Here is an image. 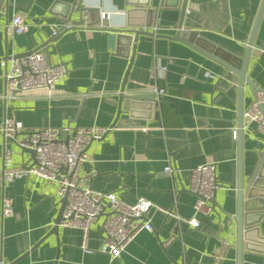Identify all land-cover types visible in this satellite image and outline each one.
Returning <instances> with one entry per match:
<instances>
[{
	"label": "crops",
	"instance_id": "crops-1",
	"mask_svg": "<svg viewBox=\"0 0 264 264\" xmlns=\"http://www.w3.org/2000/svg\"><path fill=\"white\" fill-rule=\"evenodd\" d=\"M181 2L0 0V60L35 50L39 36H50L57 24L82 22L83 10H91L88 23L100 17L112 26L161 35H173L182 21L181 30L196 32L203 48L242 57L261 0H187L183 15ZM14 14H21L29 28L8 36L5 26ZM103 27L100 22L71 28L51 44L47 59L66 68L51 95L35 89L5 98V68L0 64V125L5 118H14L25 128L16 141L6 142L9 165L4 164L0 135V251L5 264H236L237 154L232 139V129H237L236 74L183 42L139 35L125 92L153 94L157 88L164 94L151 109L144 102L123 110L116 126L108 130L118 110L129 46L117 52L109 49ZM254 45H264V11ZM162 66L166 70L158 78L156 70ZM248 74L257 88H264L263 50L252 49ZM255 93L244 85L243 109ZM91 126L106 132L87 145V159L78 171L80 184L96 192H113L127 204L139 198L152 204L148 218L153 229L136 234L116 258L100 251L104 215L90 226L85 251L78 228L59 225L56 235L49 234L60 208L55 183L32 174L3 182V171L32 164L30 154L17 145L28 130ZM263 149L264 136L255 125L243 128L244 179L251 176ZM207 162L216 166L215 199L220 209L197 214L199 225L193 228L187 219L196 196L188 189V173ZM166 164L173 168L171 176L163 172ZM5 196L12 199L8 217L1 213ZM255 226L254 237L244 239L241 264H264V217Z\"/></svg>",
	"mask_w": 264,
	"mask_h": 264
},
{
	"label": "built area",
	"instance_id": "built-area-1",
	"mask_svg": "<svg viewBox=\"0 0 264 264\" xmlns=\"http://www.w3.org/2000/svg\"><path fill=\"white\" fill-rule=\"evenodd\" d=\"M87 15L88 13L84 10L82 22L79 25L69 21L55 25L51 30V35H55L60 28L68 30L76 27H91ZM28 28L29 24L24 21L21 14H14L5 26L8 36L25 33ZM152 33L155 34V30ZM0 64L5 68V98H13L12 92L35 89H42L51 95L55 84L66 74V68L62 64L51 63L40 50H31L20 56H7L0 60ZM165 70V66L157 68V77L159 78ZM153 90L156 100L164 94L163 89L154 88ZM262 109H264V89L256 91L253 99L244 107L243 128L254 124L255 130L264 136ZM24 130L22 123L14 118H5L1 123V146L5 165L11 162L10 150L6 147V142L14 139L15 135ZM105 132V128L93 126L30 129L27 137L18 141L17 144L35 151V163L3 171V182L10 183L16 178L32 174L46 182L55 183L58 197H65L67 201L62 210L60 225L80 230L82 238L80 246L85 251H89L85 248V239L90 226L100 215H104L101 224L104 241L100 251L111 258H116L136 234L142 230L151 231L153 229L148 218L152 204L144 198H139L133 204H127L113 192H96L80 184L78 171L81 163L87 159L85 149L92 140L102 138ZM235 138L236 130L232 129V139L235 140ZM163 172L171 176L172 166L166 164ZM218 184L214 163H203L189 170L188 189L196 196L193 214L187 219L191 227L196 228L199 225L197 214H208L212 211L208 200ZM1 213L4 217L12 215L10 197H3ZM176 217L179 218L177 215ZM0 264H5L1 251Z\"/></svg>",
	"mask_w": 264,
	"mask_h": 264
},
{
	"label": "water",
	"instance_id": "water-1",
	"mask_svg": "<svg viewBox=\"0 0 264 264\" xmlns=\"http://www.w3.org/2000/svg\"><path fill=\"white\" fill-rule=\"evenodd\" d=\"M187 0H182L180 4V13L184 14L186 11ZM84 11V10H83ZM91 11V10H88ZM86 10V12H88ZM95 12L97 10H94ZM264 11V0H261L258 13L255 18V22L251 33L246 41V46L242 57L234 56L231 53L225 52L224 50H207L203 48L196 38V32H183L182 21L176 27V31L173 35H161L157 33H152L144 30H130L124 28L123 26H112L107 19L98 18L94 22H90L91 25L95 26L97 23L103 22L104 27L102 28L106 33L107 38V47L115 52L120 51L122 48H127L129 46V52L126 55L129 58V64L124 73V79L122 86L119 92L118 99V110L116 117L111 123L108 130L112 127H115L118 121L119 114L123 110H132L139 107V103L147 102L148 109H151L155 99V94L148 92H125V83L128 75V71L133 61L135 46L137 38L139 35H144L148 38L152 37H164L168 39L178 40L185 43L189 47L198 51L199 53L207 56L218 64L222 65L225 70L233 72L237 77V120H236V154H237V173H236V212L233 215L234 220L236 221V264H241L242 261V251L244 248V239L250 240L251 236L254 237L257 232V227L255 225L264 217V149L261 152L260 158L256 164L254 171L251 176L246 180L242 175V158H243V95H244V85L246 84L249 90L253 93L260 89L257 88L256 84L251 80L248 74V63L251 57V52L253 48H259L264 51L263 46L254 45V39L256 32L262 18ZM76 25H79L81 22H73ZM63 29H58L55 35H46L42 33L39 36L40 44L35 48V50H40L44 53L46 58H49V48L51 44L57 40V38L64 32ZM131 51V56H130ZM27 52L15 55L20 56ZM264 112V109H262ZM15 135L12 141H15L17 136ZM104 136V135H103ZM102 136V137H103ZM18 145V144H17ZM19 149L22 153L30 154L32 159V164L35 163V151L28 147H20ZM185 190V189H183ZM182 190H178L177 193H180ZM212 210L219 208V205L215 199V190L213 191L212 197L208 200ZM66 198H60V208L53 220V226L49 230V234H57L58 226L61 221V214L64 206L66 205ZM171 210H169L170 212ZM222 211V210H221ZM224 214H229L222 211ZM48 234V235H49ZM257 235V234H256ZM46 238V237H45ZM45 238H42L39 242L35 244L34 247L40 245ZM33 247V248H34ZM27 253L23 254L26 255Z\"/></svg>",
	"mask_w": 264,
	"mask_h": 264
}]
</instances>
